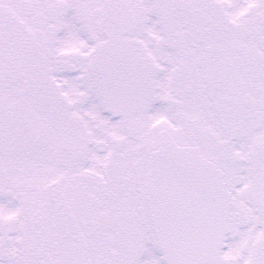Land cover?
Instances as JSON below:
<instances>
[{
  "label": "snow or ice",
  "instance_id": "snow-or-ice-1",
  "mask_svg": "<svg viewBox=\"0 0 264 264\" xmlns=\"http://www.w3.org/2000/svg\"><path fill=\"white\" fill-rule=\"evenodd\" d=\"M0 264H264V0H0Z\"/></svg>",
  "mask_w": 264,
  "mask_h": 264
}]
</instances>
